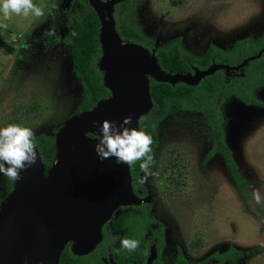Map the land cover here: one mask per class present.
Here are the masks:
<instances>
[{"label":"rangeland","instance_id":"374dc122","mask_svg":"<svg viewBox=\"0 0 264 264\" xmlns=\"http://www.w3.org/2000/svg\"><path fill=\"white\" fill-rule=\"evenodd\" d=\"M33 3L44 14L55 6L58 15L0 13V126L22 123L35 137L56 136L86 91L73 71L68 31L57 43H43L68 10L67 0ZM132 22L156 47L181 38L186 50L201 56L212 44L228 50L238 40L263 38L264 0H138ZM259 97L264 102V89ZM223 114L227 144L248 185L246 198L221 155L205 163L212 149L205 117L178 106L158 127V149L142 180L154 214L167 225L173 257L180 247L197 264L234 248L252 252L237 264H264V108L232 99Z\"/></svg>","mask_w":264,"mask_h":264},{"label":"water","instance_id":"95a60500","mask_svg":"<svg viewBox=\"0 0 264 264\" xmlns=\"http://www.w3.org/2000/svg\"><path fill=\"white\" fill-rule=\"evenodd\" d=\"M73 1L67 0L68 9ZM88 2L101 23L98 66L111 96L92 110L73 115L58 130L50 168L44 166L37 149V162L14 180L13 191L0 206V264H59L70 242L81 255L94 249L102 239L103 226L119 206L147 201L134 194L128 163L97 157L94 146L100 123L119 124L131 117V127L139 128L141 118L153 108L151 79L194 87L217 71L231 70L213 64L194 75L167 74L156 57L157 47L149 51L121 39L113 16L120 0ZM260 56L245 60L242 66Z\"/></svg>","mask_w":264,"mask_h":264},{"label":"trees","instance_id":"16d2710c","mask_svg":"<svg viewBox=\"0 0 264 264\" xmlns=\"http://www.w3.org/2000/svg\"><path fill=\"white\" fill-rule=\"evenodd\" d=\"M120 1L115 6L113 16L121 39L152 51L155 48L154 41L132 22V17L138 8L137 0ZM54 13L58 15V11ZM100 28L101 23L88 0H74L70 8L62 15L60 23L43 39V43L48 46L59 42L60 34L68 31L64 41L71 50L73 71L86 91L76 114L92 110L100 101L111 96L104 84V74L98 66L102 58ZM262 50H264V38L258 41L241 40L235 42L229 51L210 46L203 56L198 57L187 52L179 39L159 47L156 57L163 72L171 75H186L193 74L195 70L206 71L213 64L236 67L248 58L257 57ZM263 89L264 51L259 58L245 67L244 76L228 79L224 71H218L194 87L183 83L173 86L151 80L153 108L148 115L141 118L139 128L152 137L150 145L152 160L159 145L158 127L171 115L174 106L180 107L183 111L200 113L206 119L212 139V149L207 154L205 163L214 156L221 155L228 172L232 175L237 191L246 198L248 185L246 180L238 174V166L226 141V119L223 109L231 99H236L246 106L264 108V102L258 97ZM57 132L55 131V134ZM35 143L44 166L50 168L56 157L55 135H40L35 137ZM152 160L149 167L152 165ZM141 162L129 164L134 186L143 185L142 174L146 171L140 167ZM13 189L14 179L0 174V206ZM143 196H147L146 188H144ZM145 208L150 206L146 205ZM104 237L107 239L106 235ZM250 255L252 252L244 253L231 248L227 253L214 254L211 260L217 261V264L227 262L237 264L240 259ZM178 264H188V262L180 255Z\"/></svg>","mask_w":264,"mask_h":264},{"label":"clouds","instance_id":"9594fccd","mask_svg":"<svg viewBox=\"0 0 264 264\" xmlns=\"http://www.w3.org/2000/svg\"><path fill=\"white\" fill-rule=\"evenodd\" d=\"M0 13L5 18L15 14L17 16L41 17L42 9L33 0H0ZM132 118L125 117L119 124L116 121L104 120L99 125L94 151L103 161L115 157L117 164H132L142 161L140 167L145 171L152 160L150 155L152 137L143 129L131 127ZM35 134L30 126L22 123H8L0 126V174L11 179H19L20 173L32 167L38 159ZM257 202L261 194L253 192ZM122 248L129 251L137 249L139 241L125 237L121 239ZM43 264V261L40 262Z\"/></svg>","mask_w":264,"mask_h":264},{"label":"flooded vegetation","instance_id":"af4514ba","mask_svg":"<svg viewBox=\"0 0 264 264\" xmlns=\"http://www.w3.org/2000/svg\"><path fill=\"white\" fill-rule=\"evenodd\" d=\"M136 2L138 4V0ZM179 39L181 40L182 46L185 49L183 45V40L181 38H177L175 40ZM210 46L216 45L212 44ZM209 47L207 48V50L209 49ZM217 47L220 48L219 46ZM232 47L228 50H224L222 48L220 49L224 51H229L232 49ZM158 48L159 47H157V49ZM207 50L204 52V54L207 52ZM186 51L189 52L188 50ZM263 51L264 50L260 52L261 55ZM189 53L192 54L191 52ZM251 61H249L248 64ZM242 64L236 67H230L231 70L229 72H227L226 70L220 71H224L227 74L228 79L235 76H244V69L248 64H246L245 66H242ZM196 71L197 70L194 71L193 75L196 73ZM141 182L143 184L142 186H134L133 179V192L139 200L147 201L142 202L140 205L137 206H119L115 210L111 219L103 226L102 239L98 242L97 246L94 249H92L86 254L81 255L79 254L78 250L77 252L73 250V243L70 242L65 247L61 255L59 264H178V259L180 255L185 261L188 262V264H191L188 259L184 256L180 247L176 249L175 257H173L172 253H170L169 242L167 240L166 234L167 225L154 214V205L149 201L150 190L144 184L142 179ZM144 188L147 189V196H143ZM146 205H149L150 208H145ZM105 235L107 239H105ZM125 237L134 238L138 240L139 245L137 249L129 251L127 249L122 248L120 245V241ZM201 264H217V261L207 260L206 262H202ZM226 264L233 263L227 262Z\"/></svg>","mask_w":264,"mask_h":264},{"label":"crops","instance_id":"0c3cea01","mask_svg":"<svg viewBox=\"0 0 264 264\" xmlns=\"http://www.w3.org/2000/svg\"><path fill=\"white\" fill-rule=\"evenodd\" d=\"M44 1H46L47 3H50V0H44ZM59 7V6H58ZM56 8H55V6H54V8H48L47 9V11H45V16H47L46 18L48 19V18H52V17H54V12L56 11L55 10ZM58 12H59V10H57ZM38 24H39V22H38Z\"/></svg>","mask_w":264,"mask_h":264}]
</instances>
